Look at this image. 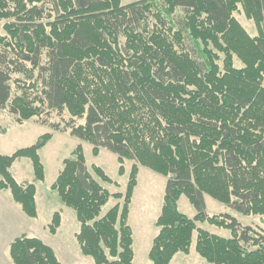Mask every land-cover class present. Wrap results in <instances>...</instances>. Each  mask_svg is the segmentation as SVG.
<instances>
[{
  "label": "trees",
  "instance_id": "trees-1",
  "mask_svg": "<svg viewBox=\"0 0 264 264\" xmlns=\"http://www.w3.org/2000/svg\"><path fill=\"white\" fill-rule=\"evenodd\" d=\"M253 19L251 35L235 15ZM0 114L35 118L52 131L117 154L119 175L132 161L126 190L99 166L86 164L82 144L64 159L52 185L72 208L80 251L94 264H133L131 201L139 165L167 178L148 264H170L196 248L214 264H264V231L231 213L210 215L205 195L243 215H264V0H0ZM236 61L241 63L237 66ZM53 133L11 155L0 152V189L38 217L35 183L11 168L33 164L45 180L40 150ZM186 195L197 214L178 208ZM111 199L114 206L103 211ZM61 214L49 225L55 234ZM224 227L213 234L198 223ZM13 264H63L37 237L10 243Z\"/></svg>",
  "mask_w": 264,
  "mask_h": 264
},
{
  "label": "rangeland",
  "instance_id": "rangeland-1",
  "mask_svg": "<svg viewBox=\"0 0 264 264\" xmlns=\"http://www.w3.org/2000/svg\"><path fill=\"white\" fill-rule=\"evenodd\" d=\"M122 4H128L137 0H121ZM243 26L251 35H257L258 29L253 19H248L242 11L235 14ZM0 23V35L4 34L3 25ZM237 66H241L236 61ZM53 133V137L40 150L41 161L45 167V180L34 181L35 173L29 158H19L11 168L13 176L19 183L32 182L37 188L36 201L38 217L27 216L21 207L12 200L10 190L0 189V263L13 264L9 242L21 235L37 237L51 246L55 252L61 256L63 264H72L76 254H81L76 233L80 229L75 211L66 206L56 189L52 188L60 170L63 168V161L69 157L78 144H82L85 152L86 164L92 171L93 166L101 167L114 183H105L94 174L103 186L112 193L126 190L129 174L133 162L126 161L125 173L119 175V163L117 154L108 149L102 148L98 155L92 152V144L71 136L69 132L52 131V129L41 123L35 118L24 122L17 121L7 110L0 114V152L4 155H11L21 148L33 145L42 135ZM167 178L155 170L139 165L138 183L134 189L132 203L129 214V224L132 227L134 239L135 258L133 264H148L149 252L152 247L153 239L158 233L156 221L161 214L164 204ZM206 210L210 215L219 213H231L245 225L259 227L264 231V215H243L237 213L226 204L215 200L209 195H205ZM117 200L111 199L103 208L106 212L114 206ZM178 208L189 217L197 214L196 207L190 202L186 195L178 199ZM56 212L61 214L60 226L55 234L49 230V225ZM7 216V217H6ZM213 234L224 237L231 236V231L224 227L210 224L209 222L198 223ZM197 230L193 232L192 243L189 253L178 252L170 261V264H214L208 262L197 251ZM9 236L7 237V235ZM57 249V250H56ZM59 258V257H58Z\"/></svg>",
  "mask_w": 264,
  "mask_h": 264
},
{
  "label": "crops",
  "instance_id": "crops-1",
  "mask_svg": "<svg viewBox=\"0 0 264 264\" xmlns=\"http://www.w3.org/2000/svg\"><path fill=\"white\" fill-rule=\"evenodd\" d=\"M7 217V216H6ZM9 236V234L7 235V237ZM13 241L10 240L9 242V246H10V243ZM57 250V249H56ZM56 254L57 256L59 257V259L61 260V256L58 254V252L56 251ZM1 264V263H0ZM6 264H11L10 262L8 263V261L6 262ZM72 264H94L93 262V259L89 256H85V255H79V254H76L75 255V259L73 260Z\"/></svg>",
  "mask_w": 264,
  "mask_h": 264
}]
</instances>
